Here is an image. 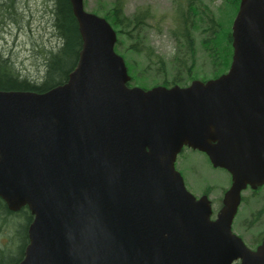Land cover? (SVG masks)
<instances>
[{
	"label": "water",
	"instance_id": "obj_1",
	"mask_svg": "<svg viewBox=\"0 0 264 264\" xmlns=\"http://www.w3.org/2000/svg\"><path fill=\"white\" fill-rule=\"evenodd\" d=\"M69 2L82 46L66 82L0 90V197L33 216L18 264H264L232 230L264 184V0H241L226 74L151 89L130 86L106 18ZM185 148L231 175L216 219L176 168Z\"/></svg>",
	"mask_w": 264,
	"mask_h": 264
},
{
	"label": "trees",
	"instance_id": "obj_2",
	"mask_svg": "<svg viewBox=\"0 0 264 264\" xmlns=\"http://www.w3.org/2000/svg\"><path fill=\"white\" fill-rule=\"evenodd\" d=\"M15 1L19 0L4 2L3 10L6 14L10 16L16 14V9L14 10ZM43 1L51 7L50 14L52 17V27L55 31L54 36L60 41V47L55 52H43L46 71L40 83L32 82L27 78L21 77L20 73L15 70L11 60L3 58L0 55V90L2 91H33L36 93H44L55 86L65 83L68 74L77 63L79 51L82 46V39L69 0ZM208 1L213 5L219 0ZM221 1L222 5L217 10L211 7L205 10L209 22L203 20V16L201 15L203 12L198 9V4L203 7L201 4L205 3L206 0H173L171 2L173 16L168 35L175 43L178 53L169 62L159 56H157V59L156 55L153 52L148 53L147 49V35L149 32L148 29L150 28L148 23L151 24V21L155 19L158 22H162L167 18L165 13L147 8L137 10L134 14L128 16L124 10L123 0H114L111 3L108 0H97V2L102 4V8L100 10L96 9V14L105 17L117 31V49H119V45L129 44L126 49L127 55L123 54V56L127 61L129 72L134 75L131 80V85L141 84L145 87L146 84L140 83V79L137 77V74L140 73L137 72V68L142 70L145 61V66L147 67L143 71V73H146L143 76H148L146 82H149V76L155 78V69L163 74L162 78L168 75L167 69H169V74H172V78L164 79L161 84L170 87L188 84L185 80L191 78L193 69L192 50L189 48L193 42L192 31L194 32V29H203V26L207 23H209L211 29L212 68L214 67L213 70L221 67L224 68L223 62L227 55L222 54V51L228 42L227 35L229 32L227 29L238 10L240 0ZM162 31L158 27V32L162 33ZM212 50L215 53L217 52V56L214 55ZM141 57L144 59L142 63L139 60ZM131 59L135 61L132 63ZM68 62H70L71 66L66 68ZM228 64L229 61L225 63L226 66ZM164 68H167L166 72ZM23 219L26 220L24 235H22L19 224V221ZM32 221L33 216L27 207L22 208L18 212H12L3 203L0 204V247H2L1 242L4 240L9 245L11 244V246L14 241L19 245L23 244L21 256L12 264H18L24 257L25 249L29 243L28 228ZM1 253L4 254L3 251ZM9 261L6 257H0V264H9Z\"/></svg>",
	"mask_w": 264,
	"mask_h": 264
},
{
	"label": "rangeland",
	"instance_id": "obj_3",
	"mask_svg": "<svg viewBox=\"0 0 264 264\" xmlns=\"http://www.w3.org/2000/svg\"><path fill=\"white\" fill-rule=\"evenodd\" d=\"M5 1L8 2L9 0H0V55H2L3 58L11 60L14 64L15 70L20 73L21 77L27 78L32 82L40 83L46 71L43 52H55L60 47V41L54 36L55 31L52 27V17L50 14L51 7L43 0H19L15 1L14 4L16 14L10 16L3 10ZM113 1L114 0H108L109 3ZM123 1L124 10L128 16H131L137 10L147 8H150L153 11L157 10L160 13H165L167 18L162 22H158L157 19H155L151 21V24L148 23L150 28H147L149 30L147 35V49L148 53L153 52L156 57L159 56L164 58L168 62L173 60L176 56L177 48L168 35L172 23L171 19L173 14L171 2L173 0ZM205 3L207 7L209 6L215 10L222 5L221 0L215 2L213 5L210 4L208 0H206ZM101 5L102 4L97 2V0H85V8L91 13H96V9L100 10L102 8ZM157 26L163 30L162 33L158 32ZM128 45L129 44L119 45V49L116 48L118 53L122 56L123 54L127 55L126 49ZM139 60L142 63L144 59L141 57ZM70 66L71 64L68 62L66 68H69ZM143 66L142 70L137 68V72H140L137 74L140 83L146 84V88L161 85L163 76H161V78H153L149 76L150 80L148 83L146 82L148 76H143L146 74L143 73V71L147 67L145 66V61ZM166 69L167 68H164L165 72ZM167 70L169 71H167L168 75H165V78L163 79L172 78V74H169L170 70ZM206 74L207 75L201 73L200 76L208 77L211 73ZM130 75L134 77L131 73ZM133 85L143 87L141 84ZM176 168L183 175L187 189L193 195L198 197L201 193L205 192L207 188H214L211 198L214 201V211L215 213H218L222 207L221 200L224 196L225 189L230 186L229 174L222 169L213 168L205 154L188 148H185L178 156ZM19 224L22 235H24L26 220L23 219L19 221ZM1 246L0 257H6L9 259V264H12L21 256L23 244L19 245L14 241L11 246V244L9 245V243L4 240L1 242ZM1 251H3L4 254H2Z\"/></svg>",
	"mask_w": 264,
	"mask_h": 264
},
{
	"label": "flooded vegetation",
	"instance_id": "obj_4",
	"mask_svg": "<svg viewBox=\"0 0 264 264\" xmlns=\"http://www.w3.org/2000/svg\"><path fill=\"white\" fill-rule=\"evenodd\" d=\"M241 4V0L238 5V10L228 27V42L226 46L223 49V53L227 55L225 57V61L223 62L224 68L221 67L219 69L213 70L212 68V59H211V44H210V35H211V29L209 23L205 24L203 26V29H194V32L192 31L193 34V42L190 45V49L192 50V57H193V69H192V76L191 78H187L185 81L188 82L186 85H180L182 87H186L190 85L194 81H202L206 82L212 79H217L221 77L222 75L226 74L232 65L233 62V56H234V48H233V36H232V26L234 19L239 11ZM199 5L200 10H202V16L203 20L206 22H209L207 18L208 15L205 13V10L208 9L206 6V3H202ZM212 52L214 53L215 56H217V52L215 53L213 50ZM178 53V49H177ZM176 53V54H177ZM229 61V64L226 66L225 63ZM215 64V63H214ZM208 67V68H206ZM205 68V69H204ZM155 78H161V73L155 69ZM205 74L206 73H211L210 76L208 77H201L200 74ZM164 79L162 78V81ZM66 82V81H65ZM162 85V84H161ZM158 86V85H156ZM155 87V86H152ZM149 87V88H152ZM171 87V86H170ZM210 163V162H209ZM212 166V165H211ZM231 180V176H230ZM232 184V180L230 181V186ZM229 186V187H230ZM228 189V188H227ZM225 189V192L226 190ZM214 191L213 187L207 188V190L203 193L200 194V196H196L197 198H201L203 196H207L210 201L211 205L213 208V214L214 216L212 217L213 219L216 218L217 213H215L214 209V201L211 198V195ZM224 192V195H225ZM222 206H223V198H222ZM4 204L7 209L8 206L6 202L0 197V204ZM222 208V207H221ZM9 210V209H8ZM10 211V210H9ZM232 230L233 232L239 236L245 245L255 251L257 248L264 243V184L259 185L256 188H252L251 186H248L246 190L242 192L241 195V202L238 208V212L234 218L233 225H232ZM240 261H236L234 264H240Z\"/></svg>",
	"mask_w": 264,
	"mask_h": 264
}]
</instances>
